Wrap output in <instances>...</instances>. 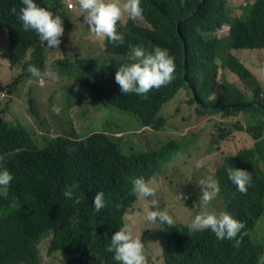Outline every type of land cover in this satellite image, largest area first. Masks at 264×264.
<instances>
[{"label":"trees","instance_id":"obj_1","mask_svg":"<svg viewBox=\"0 0 264 264\" xmlns=\"http://www.w3.org/2000/svg\"><path fill=\"white\" fill-rule=\"evenodd\" d=\"M35 2L60 15L69 25L61 0ZM143 4L145 25L132 20L124 25L118 22L117 31L123 33L124 44L116 46L104 40L111 61L99 65L92 58L72 59L65 47L67 33L61 37L55 52L61 53L62 57L54 64L63 76L75 78L80 85L78 96L73 97L75 106H82L89 100L97 101L104 113L125 114L139 128L161 131L167 120L161 113L182 89H186L191 95V103L197 104L198 116L219 115L224 111L232 114L260 111L263 116L254 114V125L237 126L236 131L252 137L261 153L259 155L264 156L262 105L243 102L247 98L238 90L208 102L202 96L210 90L218 72L214 61L217 52L215 39L211 37L206 43L203 32L214 33L227 26L226 42L230 50L264 48V0H247L236 7L239 14H234L227 6V0H143ZM19 6L21 0H0V33L4 34L6 44L12 46L13 63L33 47V63L42 66L47 62V52L53 51L46 50L33 30H24L17 15L11 12L13 7ZM196 28L201 29L198 38H189L188 30ZM133 45L170 50L178 66L173 81L158 90H150L146 99L135 93H121L115 82L118 67L130 62V47ZM118 58L122 59L117 61ZM228 67L241 81L247 82L250 75L236 57L229 55ZM263 93L261 88H255L251 101ZM216 127L206 121L193 128L194 143L199 138L208 142L206 152L216 149V140L222 142L229 135ZM118 133L93 131L86 139L76 141L58 137L42 148L24 127L8 123L0 114V156L4 157L0 169L7 168L14 177L9 187H0V191H7L4 192L7 194L0 195V210L10 208L12 211L10 215L0 214V264H35L37 243L49 238V256L61 253L64 264H118L113 259L114 253L106 248L111 236L123 226L124 214L136 199L132 180L157 175L162 171L155 166L158 159L173 157L171 161H163V168L189 145L171 142L173 147L159 154L141 157L142 153L137 151L125 156L126 145L121 142V137L116 136ZM232 137L238 138L235 133ZM235 147L236 155L228 157L214 173L207 171L209 165L206 161L210 160L196 155V162L204 161L203 167L197 169L194 166L196 175L181 177L168 190L196 215L201 210L198 182L205 176H213L220 190L209 205V211L228 212L245 224L242 233L247 235L236 247L235 240L217 239L211 230L190 231L189 223L182 224L173 218L172 227L161 224L159 231L164 264H259L264 257V241H255L253 237V231L264 216V174L256 173L259 163L250 158L256 157L253 149H243L239 141L231 145L232 150ZM230 167L250 172L252 181L246 194L229 180L227 170ZM73 184L77 185L75 197L80 199L77 205L63 195L65 187ZM97 192H103L105 201L104 209L99 213L91 208L92 196ZM77 213L78 223L73 226L70 218Z\"/></svg>","mask_w":264,"mask_h":264},{"label":"rangeland","instance_id":"obj_2","mask_svg":"<svg viewBox=\"0 0 264 264\" xmlns=\"http://www.w3.org/2000/svg\"><path fill=\"white\" fill-rule=\"evenodd\" d=\"M246 1L227 0V6L233 10L234 14H239L235 10L236 7ZM60 5L65 11L69 23L68 25L65 21H62L63 35L67 33L65 47L69 52V56L72 59L75 57L92 58L97 60L99 65L111 61L112 58L106 53V47L103 43L105 39H97L90 33L88 26L84 23L78 0H61ZM70 5H73V7H70ZM128 20L127 14L121 19L123 23ZM135 21L145 23L144 16L142 15L140 19ZM200 33L201 29L199 28L189 29L187 36L198 38ZM227 34V26L214 33L207 30L203 32L206 43L211 37L215 39L214 47L217 52L214 61L218 66L215 82L210 90L202 95L205 102L227 92L238 90L247 98L242 100L243 102L258 103L264 107V93L255 101L250 99L255 88L259 87L264 91V48L232 51L226 42ZM45 48L53 52H47V62L44 69H42V73L47 68L53 70L54 62L62 57L61 53L55 52L57 49H49L46 42ZM30 52L31 50L19 65H11L8 59L4 58L8 55L9 50L5 46L4 34L0 33V82L4 85L11 84L19 76H22L21 81L13 93L10 94V97L5 101H0V114L3 118L6 121L23 124L32 132L41 146L44 145L45 139L58 135L67 136L71 130H74L79 137H85L93 131L100 130L107 131L110 134L119 132L116 136L121 137L122 141L128 143L130 148L142 150L143 152L159 151L162 146L171 142L185 146L189 144L187 148L177 153L169 165L163 166V168V161L166 159L171 161L173 157L158 159L155 166L159 171L161 169L162 171L146 181L150 182V186L156 189L161 210H166L169 215L182 224H190L196 212L184 203L178 202L168 188L174 187L176 180L181 177L196 175L197 170L193 171V167L196 165V155H202L204 159L208 158L210 160V162L206 161V164L209 165L207 171L210 173H214L217 168L223 166L228 157L235 156L236 149L229 151V147L224 141L229 136L228 141L231 145L238 141L242 143L241 138L232 137V134L237 133L239 136H244L245 132L236 131V127H244V121L247 120L249 114L252 119L255 114L254 111L246 110L238 114L224 111L219 115L198 116L196 114L197 104L191 103L189 91L182 89L175 100L161 113L167 119L164 129L161 131H154L149 128L142 129L125 114L112 111L104 113L101 106L95 101L89 100L82 106L74 105L68 108V98L78 96L81 89L80 85L73 77L59 75L57 79L52 80L43 75L40 78H31L25 75L27 70L23 69V65L29 61ZM229 55L236 57L238 62L248 71L250 76L247 82L241 81L230 70L228 67ZM121 59L118 58L117 61ZM195 91H198V87H195ZM206 121L229 133L222 142L216 140L217 148L211 152H206L208 142L197 138V143H194V137L192 136V129ZM250 158L259 163L256 169L257 175L264 174V156H261L262 159L259 156ZM150 199L137 197L133 207L127 211L124 220L125 223H133L134 234L141 237L148 264L150 261H154V264H164L163 251L159 245L161 223L157 221L153 224L145 219V210L150 207ZM11 213L10 208L0 210L1 215H10ZM253 237L255 241H264V216L253 231ZM49 242L50 238L40 242L39 256L35 264H64L60 256L61 253L57 252L49 256Z\"/></svg>","mask_w":264,"mask_h":264},{"label":"clouds","instance_id":"obj_3","mask_svg":"<svg viewBox=\"0 0 264 264\" xmlns=\"http://www.w3.org/2000/svg\"><path fill=\"white\" fill-rule=\"evenodd\" d=\"M78 5L82 11L84 23L88 26L90 33H92L97 39H107L109 43L116 46L124 44L123 33L117 31L118 22L123 25L128 23L130 20L136 22L135 20L140 19L143 15L145 23H136L138 25L146 24L143 0H123V2H121V0H78ZM70 7H73V5H70ZM11 12L17 15L18 19L22 22V26L25 31L33 30L38 35L41 42L44 44L46 42L49 49H58L61 43L60 37L64 33L63 22L60 15L54 13L46 7L39 6L35 0H21V6L18 8L13 7ZM125 14H127L129 20L123 23L121 19ZM227 29L229 30V27H227ZM179 36L185 45L182 35L180 34ZM5 46L8 48L9 53L4 58L8 59V62L13 66L19 65L20 62L27 56V53L31 50L29 54V61L23 65V69L27 70L25 75L31 78H40L43 75L44 77L52 80L57 79V76L59 75L63 76L62 72L56 68L55 64H53V70L51 68H47L42 73V69H44L46 63L42 64V66L33 63V47L27 49L25 54L16 63H13L11 50L12 46H8L6 41ZM129 59L130 62L118 67V70L115 73V82L120 86V91L123 94L135 93L146 99L147 93L150 90H158L162 86L170 84L174 79L175 67H177V64L175 56L170 52V50L168 51L166 49H162L159 46L151 48L143 45H133L130 47ZM21 79L22 76H19L11 84L7 85L0 82V85L2 86V88H0V101H5L10 97V94L13 93ZM6 89L8 90L4 91ZM73 101V97L68 98V108L75 105ZM253 111L255 114L257 113L260 116H263L260 111ZM248 117L251 119L250 114ZM7 122L13 125H21L30 133L33 140L36 141L32 132L23 124L13 123L10 121ZM249 123L254 125L256 122L252 120ZM247 124L244 123L245 128L247 127ZM89 134L85 137H79L74 130H71L67 136L58 135L45 139L42 148L46 147L48 141L58 137H64L76 141L86 139ZM235 135L238 138H243V142H239L240 144H243V146L246 141L254 142V148H252L254 153L256 152L261 154L258 146L256 145V141L247 133H245L244 136H239L237 133H235ZM120 140L126 145L124 148L125 156H130L132 155L131 153L139 151L142 153L141 157H145L148 155L162 153L167 148L173 147L169 143L168 145L162 146L159 151L143 152L142 150L130 148L128 143L123 142L122 139ZM228 140L229 139H226L224 142L227 147H229V151H231V144ZM262 142L264 145V137ZM235 148L237 151V147ZM242 148L246 149L244 147ZM262 148H264V146ZM3 160L4 157L0 156V161ZM203 165L204 161L199 160L196 162L195 167L200 169ZM227 171L229 180H231L241 193L246 194L247 188L252 181L250 172L232 167H230ZM13 179L14 177L7 168L0 169V187H9ZM147 179L138 177L132 180V192L136 194V199L137 197L140 199L151 198L150 207L145 210V219L153 224L159 221L161 224H167L169 227H172L174 225L173 217L169 215L166 210H161L156 189L150 186V182L146 181ZM76 187L77 185L75 184L66 186L63 191L65 198L72 199L74 205L80 203V199L75 197L74 189ZM198 187L200 189L201 210L191 220V223L189 224L190 231L195 232L211 230L217 239L235 240V246L239 247L243 240V236L247 235L246 232L242 233V230L246 227L245 224L233 218L226 211H220L219 213L209 211V205L217 197L220 190L218 181L213 176L208 175L199 180ZM4 192L7 191L1 190L0 195L7 194ZM181 195H179L180 198ZM184 198H187V196L185 195ZM136 199L134 203L136 202ZM104 206V194L103 192H97L92 196L91 208L95 213H99L104 209ZM132 207L126 210L123 217L124 224L111 236L110 244L107 246L106 251L114 253L113 259L117 261L118 264H148V259L145 255L144 244L141 237L134 234L133 223H125L124 220L127 211ZM70 219L73 226L76 225L78 223V213ZM51 236L53 237V235ZM40 242H42V240L37 243L38 256ZM14 264L26 263L18 262ZM259 264H264V257L259 260Z\"/></svg>","mask_w":264,"mask_h":264},{"label":"crops","instance_id":"obj_4","mask_svg":"<svg viewBox=\"0 0 264 264\" xmlns=\"http://www.w3.org/2000/svg\"><path fill=\"white\" fill-rule=\"evenodd\" d=\"M250 121H252V119H250V118L247 117V120H245L244 123L247 124V123H249ZM239 144H240V143H239ZM243 147L246 148V149H248V148H251V149H252V148H254V142H252V141H246V143H245V145H244ZM254 154H256V157L259 156V157L261 158V156H260L258 153L255 152ZM256 157H255V158H256ZM261 159H262V158H261Z\"/></svg>","mask_w":264,"mask_h":264}]
</instances>
